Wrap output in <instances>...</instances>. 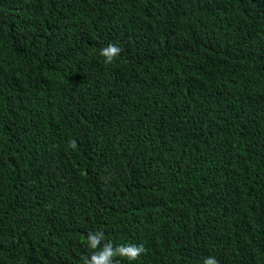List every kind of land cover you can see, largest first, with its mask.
<instances>
[{
	"label": "trees",
	"instance_id": "1",
	"mask_svg": "<svg viewBox=\"0 0 264 264\" xmlns=\"http://www.w3.org/2000/svg\"><path fill=\"white\" fill-rule=\"evenodd\" d=\"M90 230L264 264V0H0V264H82Z\"/></svg>",
	"mask_w": 264,
	"mask_h": 264
},
{
	"label": "clouds",
	"instance_id": "2",
	"mask_svg": "<svg viewBox=\"0 0 264 264\" xmlns=\"http://www.w3.org/2000/svg\"><path fill=\"white\" fill-rule=\"evenodd\" d=\"M122 49L115 43H109L100 49V56L103 57L105 65H111L120 56ZM75 147V142H71ZM84 243L89 249V254L81 257L82 264H120L117 257L126 258L129 261L138 260L147 249L143 243L140 244H121L114 246L112 242L106 241L103 231H89ZM204 264H219L215 257H208Z\"/></svg>",
	"mask_w": 264,
	"mask_h": 264
}]
</instances>
